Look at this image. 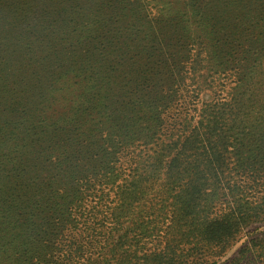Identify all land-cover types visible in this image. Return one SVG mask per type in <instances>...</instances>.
Returning a JSON list of instances; mask_svg holds the SVG:
<instances>
[{
	"label": "trees",
	"instance_id": "16d2710c",
	"mask_svg": "<svg viewBox=\"0 0 264 264\" xmlns=\"http://www.w3.org/2000/svg\"><path fill=\"white\" fill-rule=\"evenodd\" d=\"M256 224L264 0H0V264H215Z\"/></svg>",
	"mask_w": 264,
	"mask_h": 264
},
{
	"label": "rangeland",
	"instance_id": "374dc122",
	"mask_svg": "<svg viewBox=\"0 0 264 264\" xmlns=\"http://www.w3.org/2000/svg\"><path fill=\"white\" fill-rule=\"evenodd\" d=\"M264 230V224H256L250 228L243 230L236 242L222 255V257L216 260L215 264H224L227 259L232 257V255L236 252V250L247 240L254 237L256 234Z\"/></svg>",
	"mask_w": 264,
	"mask_h": 264
}]
</instances>
